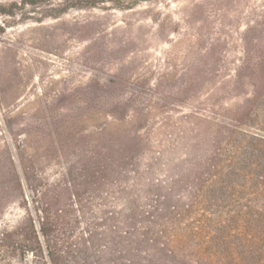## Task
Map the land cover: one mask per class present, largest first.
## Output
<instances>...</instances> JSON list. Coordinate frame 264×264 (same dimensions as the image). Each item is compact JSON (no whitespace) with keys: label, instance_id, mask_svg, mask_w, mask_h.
<instances>
[{"label":"rangeland","instance_id":"374dc122","mask_svg":"<svg viewBox=\"0 0 264 264\" xmlns=\"http://www.w3.org/2000/svg\"><path fill=\"white\" fill-rule=\"evenodd\" d=\"M40 16L0 15V264H50L40 235L46 263L11 241L52 205L61 264H264L219 262L224 243L232 259L240 249L224 202L175 220L204 227L181 239L167 215L130 213L126 172L142 196L149 166L169 188L153 198L189 203L204 129L235 117L264 130V0H106ZM255 91L252 114H237Z\"/></svg>","mask_w":264,"mask_h":264},{"label":"trees","instance_id":"16d2710c","mask_svg":"<svg viewBox=\"0 0 264 264\" xmlns=\"http://www.w3.org/2000/svg\"><path fill=\"white\" fill-rule=\"evenodd\" d=\"M104 2L106 0H12L8 3H0V15L14 16L20 10L28 8L41 13L40 17L29 18L41 21L45 17H57L70 8H91ZM256 100H258V94L255 91L245 105L237 108V114L246 113L250 116ZM262 123L264 124V120ZM240 124L243 123L231 117L230 121L224 120L210 124L198 135L197 145L194 146L198 153L195 152L193 165L187 169L186 173V176L189 175L192 181L196 182V186L192 187L194 199L189 203L183 202L180 198L173 204L168 203L164 196L162 199L153 198V191L155 192L156 189L169 188H165L162 181L155 179L154 171L146 165L144 174L147 183L143 190L144 195L137 194L132 189L135 186L136 171L127 167L130 191L134 194L130 195L129 199L130 213L147 217H153L157 213L163 216V219L167 215L172 221L171 228L175 232V238L178 236L181 239L183 235L187 236L191 232L200 233L204 227L201 220L199 225L189 222L176 225L175 220L179 221L192 214L204 217L205 212L212 214L208 207L216 208L220 201L224 202V205L220 206L221 214H224L226 222H229V225L225 224L226 228L228 230L233 228L239 232L240 249L236 251L232 259L233 252L223 242L224 247L217 253L219 262L264 263V134L260 133L264 130L257 129V132H253ZM205 140L209 142L206 149L201 150ZM204 151L207 153L203 154ZM130 158L134 159V157ZM136 159L139 162L138 157ZM144 160L146 162V159ZM152 160L153 157H150L149 162L152 163ZM128 164L130 166L134 164L132 159ZM115 175L117 176L116 173ZM25 180L30 186L28 178ZM18 186L20 187L19 179ZM30 189L32 194V187ZM195 191L196 196H194ZM72 196H78L76 191ZM139 196L143 199L141 202H137L135 198ZM52 207L48 206L45 213L41 215L38 229H35L32 220L29 219L28 231L15 230L13 232L15 237L11 243L16 250L30 253L35 257L39 256L41 263H46L39 241L40 235L44 242L48 263L61 264L66 260L62 255L65 251L62 248V241L53 232V228L56 231L62 209L54 207L52 209ZM223 207L226 208V212ZM161 226L158 234L168 229V223L165 222ZM148 243L157 245L156 240L148 241Z\"/></svg>","mask_w":264,"mask_h":264}]
</instances>
